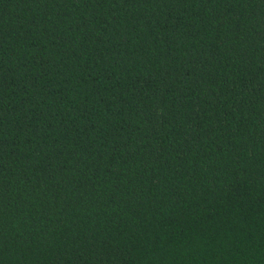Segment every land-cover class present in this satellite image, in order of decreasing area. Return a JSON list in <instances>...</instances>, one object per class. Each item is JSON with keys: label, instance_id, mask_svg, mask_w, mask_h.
<instances>
[{"label": "trees", "instance_id": "1", "mask_svg": "<svg viewBox=\"0 0 264 264\" xmlns=\"http://www.w3.org/2000/svg\"><path fill=\"white\" fill-rule=\"evenodd\" d=\"M0 264H264V0H0Z\"/></svg>", "mask_w": 264, "mask_h": 264}]
</instances>
